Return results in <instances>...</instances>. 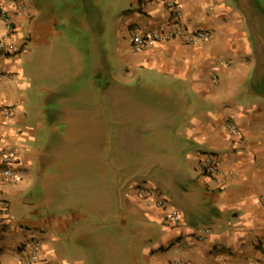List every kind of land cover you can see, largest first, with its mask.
I'll return each instance as SVG.
<instances>
[{"label":"crops","instance_id":"0c3cea01","mask_svg":"<svg viewBox=\"0 0 264 264\" xmlns=\"http://www.w3.org/2000/svg\"><path fill=\"white\" fill-rule=\"evenodd\" d=\"M178 1L181 24L208 39L177 34L135 51L133 32L175 27L162 0H23L22 9L0 0L13 24L7 32L0 18V37L16 45L0 55V156L18 153L14 175L0 177V264H264V15L256 0ZM74 35L76 46L67 42ZM58 46L62 69L85 72L87 53L111 78L103 92L124 156L111 181L94 167L62 174L64 157L51 141L41 145L74 122L62 142L78 147L91 111L59 113L49 129L30 122L37 107V119L53 112L38 98L57 86L36 72L56 70ZM203 153L217 155L218 175L205 173ZM169 209L180 223L165 217Z\"/></svg>","mask_w":264,"mask_h":264},{"label":"rangeland","instance_id":"374dc122","mask_svg":"<svg viewBox=\"0 0 264 264\" xmlns=\"http://www.w3.org/2000/svg\"><path fill=\"white\" fill-rule=\"evenodd\" d=\"M256 1L262 14L264 15V0ZM74 39H78L76 35L71 37L67 42L76 46L75 44H79L80 41H74ZM24 55L25 70L28 72L27 63H29V55ZM51 55L52 54H50V57ZM54 55L55 56L52 61H54V63L57 62L55 64L56 70L52 71L49 75L46 71L43 73H39L38 71L36 72L37 75L43 77L42 80L44 83L48 82L49 85L57 86L52 89L50 95L46 94L45 96L38 98L40 101H43V104H45L46 107H51V111L53 112H45V115L48 116L46 117V120L41 118L37 119L39 115L42 117V112H39L37 107L34 109L36 118L33 117L30 122L33 123L35 120H42L45 125L44 129H49L50 120H60L58 117V115H60L59 113L65 114L66 111L77 108L80 110L91 111L92 113L90 116L80 118L82 125L79 126L77 131L78 134L76 135L79 136L78 140L82 144L78 147L74 146L75 143H73L72 140L62 142L63 136L61 129L65 126L76 127V123L74 122L70 123V125L59 124L60 130L54 132V134L51 133V135H48L47 133V138H43L41 140V145H44L46 140L51 141L52 144H50V149L64 157V160L62 157L58 158L61 163L60 165H57L59 172L62 174L67 173L72 175L73 173H76L77 176L81 175L83 177L85 174L93 173L94 167L96 172H99L101 176H105L111 181L114 177V173L112 172L114 169L113 164L115 163L116 166H118L120 162H123L124 158V156H120L121 147L116 145V143L112 140V138L115 139L116 136V134L112 133L113 131L111 128L115 119L113 117L111 118L112 115L110 114V95H106L103 92L106 87L109 88L108 86H111V78L107 75V73L106 75L99 74L96 68L94 69L93 66L89 65V59L91 58L87 53L83 54V64L86 68L84 70L85 72L82 73L80 71L77 73L78 71L75 69L77 73L76 76L78 77H74L72 75L75 72L73 69H66L67 63H65L64 68L62 69V62L66 59L63 47L58 46ZM68 55H70V59L67 58V60L71 61L73 54L68 52L67 56ZM40 58V60L36 59V61H45V59H43L44 56H41ZM38 79H40L39 76ZM38 99L35 100L37 103L40 102ZM100 129H102V133H99ZM109 129L110 132L108 134L105 133L104 130ZM44 134L45 133H43L42 136H44ZM67 142L70 143L67 144ZM75 149L76 151L73 152ZM62 150L63 153L61 154Z\"/></svg>","mask_w":264,"mask_h":264},{"label":"built area","instance_id":"2783aa9c","mask_svg":"<svg viewBox=\"0 0 264 264\" xmlns=\"http://www.w3.org/2000/svg\"><path fill=\"white\" fill-rule=\"evenodd\" d=\"M167 8L171 11L172 17L175 22V27L170 30L152 28L146 33L133 32L131 35L132 45L135 51L143 50L147 47L154 45L157 42L169 40L177 34L185 36V40L188 43H195L199 41H205L209 35L203 30L189 29L181 24L183 17L182 7L178 0H162ZM23 0L18 3V8L22 9L24 5ZM0 18L3 21L6 31L10 32L13 28L12 21L7 14L6 7H0ZM16 45L14 43H8L5 36L0 37V55L9 54L15 51ZM227 127L233 134L238 133V127L236 122L231 118L227 121ZM17 149L10 147L0 156V177L3 179H9L14 175L12 169V163L17 158ZM201 161L204 166V171L210 176H216L220 173L219 159L217 155L212 153H203L201 155ZM264 199V196L262 197ZM156 202L159 206L164 205V199L158 196ZM165 217L175 223H180L182 218L177 209L166 210ZM41 242L35 241L31 244V249L27 253L26 257L28 261L35 262L38 260V252Z\"/></svg>","mask_w":264,"mask_h":264}]
</instances>
